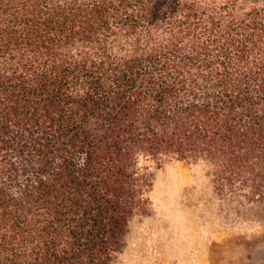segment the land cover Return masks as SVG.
Returning <instances> with one entry per match:
<instances>
[{"label": "trees", "instance_id": "trees-1", "mask_svg": "<svg viewBox=\"0 0 264 264\" xmlns=\"http://www.w3.org/2000/svg\"><path fill=\"white\" fill-rule=\"evenodd\" d=\"M0 0V264H117L152 163L264 208V0Z\"/></svg>", "mask_w": 264, "mask_h": 264}, {"label": "rangeland", "instance_id": "rangeland-1", "mask_svg": "<svg viewBox=\"0 0 264 264\" xmlns=\"http://www.w3.org/2000/svg\"><path fill=\"white\" fill-rule=\"evenodd\" d=\"M254 1L240 2L247 7ZM151 165L150 211L131 222L117 264H264V208L220 194L205 162L171 159Z\"/></svg>", "mask_w": 264, "mask_h": 264}]
</instances>
